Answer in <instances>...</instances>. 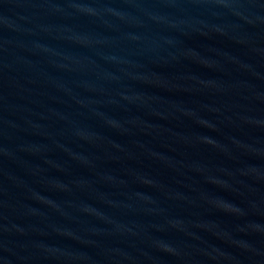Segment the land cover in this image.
Masks as SVG:
<instances>
[{"label":"water","instance_id":"water-1","mask_svg":"<svg viewBox=\"0 0 264 264\" xmlns=\"http://www.w3.org/2000/svg\"><path fill=\"white\" fill-rule=\"evenodd\" d=\"M0 264H264V0H0Z\"/></svg>","mask_w":264,"mask_h":264}]
</instances>
